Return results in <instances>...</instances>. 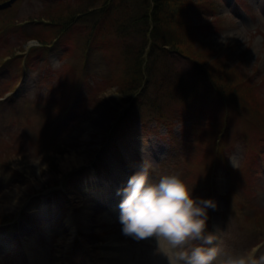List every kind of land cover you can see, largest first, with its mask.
<instances>
[{
    "label": "rangeland",
    "instance_id": "374dc122",
    "mask_svg": "<svg viewBox=\"0 0 264 264\" xmlns=\"http://www.w3.org/2000/svg\"><path fill=\"white\" fill-rule=\"evenodd\" d=\"M188 1L197 13L192 22L202 27L194 45L210 55L202 61L238 69L254 105L264 106V53L257 58L240 38L221 42V33L239 35L240 24L254 29L249 44L264 34V0ZM87 3L0 0V168L9 173L0 174V263L58 264L59 240L72 226L68 264H93L98 250L112 246L127 264H168L155 238L137 240L120 223V190L148 159L156 172L178 175L194 198L216 201L207 231L227 252H255L264 264V141L251 167L242 140L252 114L203 84L187 56L159 48L163 41L152 42L149 29L143 39L136 31L121 37L109 24L96 32L106 43L86 46L87 23L64 28L48 21L58 6ZM130 3L133 22L140 8ZM140 27L134 22L129 30ZM52 36L50 46L38 40ZM141 44L142 68L157 81L171 72L173 91L183 98L161 99L163 117L149 123L140 107L126 112L129 101L117 87Z\"/></svg>",
    "mask_w": 264,
    "mask_h": 264
},
{
    "label": "trees",
    "instance_id": "16d2710c",
    "mask_svg": "<svg viewBox=\"0 0 264 264\" xmlns=\"http://www.w3.org/2000/svg\"><path fill=\"white\" fill-rule=\"evenodd\" d=\"M88 5L83 8L78 9L75 5H67L65 8L60 6L54 9L52 15L48 17L49 23L54 26L62 25L71 26L74 23L84 22L89 25V32L86 37V46L91 45H100L101 41L106 43V39L98 38L96 32L97 30L103 31L104 26L115 27L114 29L118 32L119 36L130 35V33H135L141 39L144 38V34L148 29L152 33V42L154 39L162 40L163 42L159 43L158 47L166 45L169 48L187 56L192 62L199 65L197 70V77L200 80L204 81L203 84H209L210 89H214L220 92L222 95L227 97L230 100H233L239 104L240 107H243L244 110L252 114V118H249L250 126L245 129L242 140L244 144L249 146L250 151L252 152L250 161L251 167L256 165L257 155L263 156L262 151L256 150L257 144H261L264 141V135L261 134V131H264V106L263 105H254L253 99L254 93L250 89H246L245 85H248L250 82H246L244 75L233 66H223L219 64V60H214L206 65L202 60L210 57L208 51H202L199 47H195L194 41L196 33L201 29V24L194 25L191 20V15H197L194 12V7L191 5V1L188 0H87ZM135 1L136 7L140 8V13L137 16L138 20L130 22V11L131 4L130 2ZM188 1V2H187ZM75 6V7H74ZM141 23L139 30L133 28L132 31L129 30L131 25L134 22ZM160 32L163 35H160ZM52 38H38L41 43H44L46 46L52 44ZM50 39V40H48ZM48 40V41H47ZM142 44L140 46V50ZM102 49L107 50L106 47ZM143 48L141 52L135 53L133 61L135 60V66H131L125 70V77L118 83V92L125 96L126 101H129V106L126 108V112L135 107H140V117H145V123H149L152 120H157L163 117L162 109L160 107L161 99H171L180 102L183 100L181 95L175 94L173 91L174 83L171 81V72L164 74L159 81L155 80L156 78L148 72L149 69L142 68V61L140 60ZM133 64V65H134ZM196 72V73H197ZM209 81V83H208ZM198 85V83H195ZM195 85V86H196ZM153 88V91L150 88ZM194 86V87H195ZM172 88V89H171ZM175 89V88H174ZM241 92L246 94L247 98H250L251 104L241 103ZM240 93V94H239ZM237 94L239 98L237 97ZM250 94V95H249ZM177 95V96H176ZM241 97V98H240ZM178 98V99H177ZM180 100V101H179ZM239 100V101H238ZM253 104V105H252ZM245 105V106H244ZM148 106V110L146 107ZM248 106V107H247ZM128 109V110H127ZM234 110V108H233ZM138 115V112H137ZM247 117L248 115L245 114ZM167 121V120H166ZM169 122V120H168ZM225 129V128H224ZM220 132V131H219ZM204 139V137H201ZM198 138L199 142L203 143L204 140ZM209 139L210 137H206ZM197 139L192 138L191 141L196 142ZM209 140H207L208 142ZM198 142V141H197ZM206 142V144H207ZM217 145H213V147ZM216 149V148H215ZM217 150V149H216ZM255 159V160H254ZM206 160L210 161L208 154L206 155ZM255 162V164H254ZM215 160L212 161L211 166L214 168ZM0 166H4V163L0 161ZM210 166V168H211ZM2 168H0V174H9L8 169H4L2 173Z\"/></svg>",
    "mask_w": 264,
    "mask_h": 264
},
{
    "label": "clouds",
    "instance_id": "9594fccd",
    "mask_svg": "<svg viewBox=\"0 0 264 264\" xmlns=\"http://www.w3.org/2000/svg\"><path fill=\"white\" fill-rule=\"evenodd\" d=\"M237 31L239 35L221 33V42L240 38L257 58L264 53V34L256 35L249 44L254 29L240 24ZM120 194L123 232L137 240L155 238L157 252L168 264H260L255 252H227L221 237L207 231L208 210L217 208L214 199L194 198L178 175L156 172L150 160L145 159Z\"/></svg>",
    "mask_w": 264,
    "mask_h": 264
},
{
    "label": "bare ground",
    "instance_id": "6f19581e",
    "mask_svg": "<svg viewBox=\"0 0 264 264\" xmlns=\"http://www.w3.org/2000/svg\"><path fill=\"white\" fill-rule=\"evenodd\" d=\"M94 213V212H92ZM92 215V214H91ZM68 227V232L61 237L59 240V246L58 249V264H68L69 255H67V252L70 250L71 241L74 239V228L72 226H66ZM115 247L112 246L109 249L104 250H98L95 254L97 259L94 261L93 264H121L126 263V258L123 254H119L117 252H114ZM31 255V254H30ZM71 262V261H70ZM1 264V263H0ZM127 264V263H126Z\"/></svg>",
    "mask_w": 264,
    "mask_h": 264
}]
</instances>
